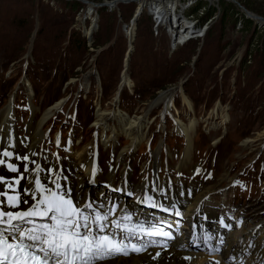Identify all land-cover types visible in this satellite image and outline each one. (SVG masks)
I'll return each instance as SVG.
<instances>
[{"label":"rangeland","instance_id":"1","mask_svg":"<svg viewBox=\"0 0 264 264\" xmlns=\"http://www.w3.org/2000/svg\"><path fill=\"white\" fill-rule=\"evenodd\" d=\"M138 1L109 9L79 1L66 6L60 0H0V114L10 107L19 158L29 156V135L58 101L40 128L43 137L33 156L53 169L65 163L78 171L76 154L84 150L86 156L94 139L103 145L102 138L117 127L111 122L101 130L97 113L137 118L172 91L167 113L161 104L147 110L142 139L117 135L113 159L125 148L132 153L123 157L120 170L129 160L130 178L139 184L143 164L152 173L158 150V179L171 181L176 191L184 186L205 192L210 197L201 199V209L216 201L220 207L232 203L240 218L253 215L258 221L264 217V0H237L261 23L242 18L230 1L176 0V16L182 12L195 33L187 41L175 39L171 22L156 23V15ZM207 12L210 19L200 25ZM131 20L134 27L126 29ZM177 118L196 122L190 161L180 168L186 141L176 130ZM150 141L152 151L157 148L152 158ZM100 153V179L106 180L112 152L102 147ZM184 206L181 201L178 210Z\"/></svg>","mask_w":264,"mask_h":264},{"label":"bare ground","instance_id":"2","mask_svg":"<svg viewBox=\"0 0 264 264\" xmlns=\"http://www.w3.org/2000/svg\"><path fill=\"white\" fill-rule=\"evenodd\" d=\"M204 1H208V2H212L211 0H204ZM128 4V3H127ZM139 5H147L149 7V9L151 10L152 13H154V15H156V23L159 24H164L171 22L170 26H171V31L173 32V35L175 34V39L177 38L178 40L181 41H187L189 39H192L195 35V33L191 32V26L190 23L187 22L184 19L180 18L181 13H179V16H176L175 13V4H176V0H139L138 3ZM180 9V8H178ZM174 96V92H165L162 93L158 98L157 101H155L153 104L149 105L140 116H138L137 118H128L124 113L122 112H118L111 114V113H97V117H96V122L95 125L98 127H100V129L102 130H106L107 127H109V125H111L110 123H116L117 127L112 126L111 127V135H109L107 137V139H103L102 143L103 145L107 146V147H112L115 142V140H117V135L118 134H122L123 136H125L126 138H129L130 140H139L142 139L144 137V132H143V128L146 127L145 123H146V117H147V110L148 112L153 109L154 107H156L157 105L161 104L163 106V112L167 113L168 109L172 108V104H171V99ZM62 101H58L56 104H54L51 107V110H48L47 112H45L43 114V117L41 118V120L37 123L36 128L33 129L32 133L29 135V151H33L35 149V146L37 145L38 142L41 143V139H42V135L40 133V128L42 127V124L47 121V119L49 117H51V115H49L51 113L52 110L57 109ZM183 103H185V105L189 108H191V104L187 99L183 98ZM50 111V112H49ZM49 113V114H48ZM11 109L10 107H6L4 109V111L0 114V149H8L9 151L12 152L13 155L8 156L7 161H9V163L13 166L16 167L17 172L16 173H11V169H8L4 166H0V178L5 179V180H9V179H17L19 175H22V178L20 180V183L18 184L17 187V192L20 195V199L22 200L21 203H19V206L17 207V209L19 210H26L28 209L32 204L33 201L31 200V197L28 195H25L24 193H22L20 191L21 188L25 189V190H32L33 189V176H34V168H31V163L28 164V162H19L17 161L16 157H21L22 155L19 154V146L17 144V140L15 137V129H13L14 127L12 126V120H11ZM224 120V119H223ZM196 126V122L195 120L190 119L189 123H183V121L179 118L176 119L175 121V127L176 130H178V132L183 135V137L185 138L186 141V145L184 148V152L182 154L181 160L178 167H182L184 164L188 163L190 161V157H191V151H190V146H191V141H190V137H191V133L192 130L195 128ZM109 129V128H108ZM146 129V128H144ZM103 137V136H102ZM139 138V139H138ZM135 140V141H136ZM11 141V146L9 147L7 144ZM250 142V141H249ZM247 142H244L243 145H246ZM28 146V145H27ZM16 147V149H15ZM127 149L125 148L123 150H121L119 153V155H123L128 154L127 153ZM1 150V151H2ZM84 150H82V152L80 151V153L76 154V159L78 161H80L79 163H81V167L85 169L86 174H87V168H88V163L85 162L86 156H84ZM39 154V153H38ZM158 150L155 151V153L153 154V158L154 161H156V163L158 162ZM28 155V154H27ZM1 156V154H0ZM126 157V156H125ZM38 158V157H37ZM43 159V158H42ZM5 160V159H4ZM30 161H34V159L30 156L29 157ZM46 160V159H45ZM78 163V164H79ZM83 164V165H82ZM40 166V171H42V163L39 165ZM85 166V167H84ZM52 167V166H51ZM28 168L30 172H26L25 169ZM11 174V175H10ZM14 174H17V176H15ZM113 174V173H112ZM112 174L108 175V179L109 180H113ZM10 175V176H8ZM87 176H89V174H87ZM64 180L70 181L73 178L70 177L69 175H66L65 177H63ZM39 180L41 182V184L43 185V175L42 172L39 173ZM83 182V181H82ZM85 184V182H83ZM50 185V183H49ZM81 180L78 181V188L79 190H81ZM3 185L0 183V188ZM95 186H97L96 184L91 185L92 189L95 191ZM4 188V186H3ZM169 190H171L170 188H168ZM78 190V191H79ZM91 191V190H90ZM2 192V191H0ZM167 192V196L169 197H165V200L168 201L169 199H171L173 197L174 199V207L177 208V211L179 206H180V202L183 201L185 202V210H181L179 212H182L183 214H180V218H190L192 216H197L198 214H194V212L192 211L193 208L195 206L199 205V211H204V209H201V199H203L205 196V192L200 191V193H196V192H185L183 191V195L182 197L179 196V193L177 192H173L170 193L169 191ZM179 197H181L182 199H180ZM210 197V196H209ZM208 198V197H207ZM38 199V198H37ZM24 200H27L28 203L25 204L23 203ZM2 201V199H1ZM198 203V204H197ZM210 205H212V203H207L205 206V210L208 209H212V207H210ZM176 210V209H175ZM256 210V208L254 209ZM247 212V211H246ZM243 215V214H242ZM235 216V215H234ZM253 216V215H252ZM245 217V218H240L236 217L234 220L239 221V219H242V225L243 228L241 229L242 232L240 233H230L227 239V245L223 248L225 250V252L222 255V260L224 261V259H229L231 256H233V260L229 263V264H243L241 263L240 259H239V255H237L236 253L239 252L241 250V253L244 252V245L247 243V241L250 238H256V235L259 232V228L262 226V224L259 225V227H257L256 224H259V222L264 220V217L259 219L258 221H256L257 219L255 217ZM227 222V223H226ZM228 222L232 221H228V220H219L217 222H215V228H219L220 230L223 231L224 234H227L229 232L230 229V223L228 224ZM254 222V223H253ZM264 231V228H262ZM240 238H242V242L240 243V245L235 248V243L240 240ZM185 239H187V234L185 235ZM193 248H190L191 251H194ZM232 249L236 250L235 253H233ZM172 250H168V252H161L159 255L156 254V252H154L152 254V259L147 263V264H185L183 262H179L177 260L176 257H171ZM144 256L142 255L141 257H135V256H131V257H115L114 259H106V260H102L100 262H96V264H141L142 258ZM205 258L200 259L199 262L197 263H193V264H205ZM262 261L264 263V252H263V257H262ZM249 264V262H248Z\"/></svg>","mask_w":264,"mask_h":264},{"label":"snow or ice","instance_id":"3","mask_svg":"<svg viewBox=\"0 0 264 264\" xmlns=\"http://www.w3.org/2000/svg\"><path fill=\"white\" fill-rule=\"evenodd\" d=\"M4 155L10 156L11 153L5 152ZM9 167L13 172L17 171L15 167ZM16 183L19 184L20 181L17 180ZM35 183L41 198L28 210H5V207L19 206L18 195L7 196V205L0 206V224H6L18 233L10 241L5 236L4 229H0V264H77V261L80 264H96L97 261L112 259L117 254L128 256L129 249L122 242L116 241L108 234H93L90 228V223H95L98 231L104 233L103 222L108 219L109 214L87 215L83 209H91L92 205H84L83 208L75 205L70 191L60 192L46 188L39 179ZM59 187L57 185V188ZM0 195L7 194L0 192ZM23 203L27 204L28 201L24 200ZM36 218L46 222L36 224ZM125 219L130 220L131 217ZM20 224H29L32 227L25 229L20 227ZM116 226L120 227V224L116 223ZM82 227L84 232L80 231ZM139 230L146 232L148 236L163 235L173 239L171 233L163 232L162 229L146 231L141 227ZM131 250L140 252L141 248L133 244Z\"/></svg>","mask_w":264,"mask_h":264},{"label":"water","instance_id":"4","mask_svg":"<svg viewBox=\"0 0 264 264\" xmlns=\"http://www.w3.org/2000/svg\"><path fill=\"white\" fill-rule=\"evenodd\" d=\"M67 2H75V1H79L80 3H83V4H88V5H91L93 6L94 8L96 7H107L109 9H113L115 8V6L119 3H124V4H127V3H135V1H138V0H111V1H105L103 3H99V4H92L91 2H87L86 0H65ZM211 1H219V0H211ZM225 1H230L233 5L237 6L244 14L245 18H248L250 20H252L253 22H263V19L253 13H251L249 10L245 9L240 3L239 1L237 0H225ZM137 16V15H136ZM131 26H126V29H129L131 27H134V20L132 21L131 20ZM131 44H132V41L129 40V47L131 48ZM131 50V49H130ZM129 50V51H130ZM120 90V89H119Z\"/></svg>","mask_w":264,"mask_h":264},{"label":"trees","instance_id":"5","mask_svg":"<svg viewBox=\"0 0 264 264\" xmlns=\"http://www.w3.org/2000/svg\"><path fill=\"white\" fill-rule=\"evenodd\" d=\"M62 3H64L66 6H75L76 5V2H75V4L74 3H72V2H67V1H65V0H60ZM241 2V1H240ZM241 4L242 5H244L246 8H248L247 7V5H245V3H243V2H241ZM230 7H232L233 9H234V5L233 4H231L230 5ZM201 7L199 6V8H197V10H199ZM249 9V8H248ZM222 10H224V7H222L221 8V11ZM211 12H207V13H202V16L200 17V19H199V21H200V25H202V24H206L207 22H208V20L210 19V17H211ZM242 18L244 17L245 18V16H244V14L241 16ZM199 25V26H200Z\"/></svg>","mask_w":264,"mask_h":264}]
</instances>
